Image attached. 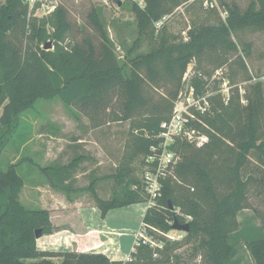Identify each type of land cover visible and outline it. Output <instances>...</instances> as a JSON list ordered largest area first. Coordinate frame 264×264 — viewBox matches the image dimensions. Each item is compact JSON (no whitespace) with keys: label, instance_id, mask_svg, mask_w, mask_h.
Listing matches in <instances>:
<instances>
[{"label":"trees","instance_id":"1","mask_svg":"<svg viewBox=\"0 0 264 264\" xmlns=\"http://www.w3.org/2000/svg\"><path fill=\"white\" fill-rule=\"evenodd\" d=\"M190 1L145 0L144 6L134 3L139 34L149 38L151 48L121 63L96 8L89 18L98 46L92 39L85 38L83 43L73 39V26L61 5L40 21L31 15L28 0H7L0 8V67L4 75L0 103L9 101L0 116V145L10 139L20 112L36 98L59 96L92 120L100 111L118 104L119 113L112 120L131 121L132 153L146 159L153 153L152 147L161 142V124L171 117L190 63L221 67L239 49L233 35L245 29L264 31V0L258 1L259 8L253 3L246 10L228 6L225 19L213 7L206 8L204 0H192L205 11L190 25L188 39L167 31L157 36L155 24L178 7L189 12ZM48 42L51 47L45 49ZM240 61L246 67L243 58ZM208 77L209 70L195 69L190 80L195 95L207 96ZM245 98L244 105L239 94H232L227 102L219 93L206 97L211 108L206 114L196 112L203 122L193 124L205 131L209 141L198 147L178 139L172 145L180 160L162 179L161 195L144 216L145 223L170 231V220L181 221L171 203L180 207L191 217L187 237L198 243L194 253L203 251L208 264H240L239 239L252 255L253 264H264V224L249 223L240 228L238 219L249 207L250 183L259 182L252 174H243L249 158L256 157L258 168L264 169V90L260 81L247 87ZM24 160L4 168L0 159V264H123V260H112L103 253L38 249L37 239L54 228L48 210L28 207L20 199L25 177L18 166ZM28 160L39 165L50 184L65 193L73 189L75 176L86 169L83 155L44 167L31 157ZM113 176L115 181H123V174ZM96 182L91 178L87 189L97 196L103 214L146 201L140 184L136 189L129 185L137 181L122 183L111 198L98 196ZM148 233L163 246L141 243L127 264H181V255L175 253L178 240H167L152 230Z\"/></svg>","mask_w":264,"mask_h":264},{"label":"rangeland","instance_id":"2","mask_svg":"<svg viewBox=\"0 0 264 264\" xmlns=\"http://www.w3.org/2000/svg\"><path fill=\"white\" fill-rule=\"evenodd\" d=\"M6 1L0 0V8L6 4ZM137 1L139 0H28L30 11L32 12L31 15L37 17L40 21L47 19L52 10L56 6L61 5L67 11L68 18L73 26V39L80 43H83L85 38L92 39L98 46L99 41L95 36L89 18L93 8H96L105 23L121 63L130 61V59L139 54L147 53L151 48L149 38L139 34L138 19L133 11L134 3L139 4ZM212 1L215 4L213 8L217 10L223 19L228 15L226 10L228 6L238 5L242 10H246L253 3L256 8H259V0ZM190 2H192V5L189 7V12L181 6L173 14L159 20L155 24L156 35L159 36L164 31H167L169 34L187 40L190 25L199 17L204 16V12L202 13L201 11H205L201 9L202 7L198 2L192 0ZM233 38L238 43L239 49L231 54V60L225 65L217 67L215 63L204 62L202 66L198 67L196 61L190 63L183 78L180 95L175 104H209L206 97L219 93L225 102L229 100L232 94L234 96L239 94L242 103L245 105L247 103L245 98L246 90L250 84L260 81L264 90V31L245 29L237 35H233ZM240 58H243L246 67L240 61ZM196 68H204L211 72V77H208L210 80L208 93L206 94L207 96L194 94V98L188 100V93L191 87L190 80ZM3 76L0 67V81ZM8 101L6 99L3 103H0V116L4 105ZM210 108L211 104L205 113L200 114H206ZM119 109L120 106L118 104L112 105L106 111L102 110L97 113L92 120L76 107L66 104L59 96L51 99L36 98L32 104L20 112L18 127L12 133L10 139L0 145V159L3 167L6 168L10 163L25 159L18 166V172L25 177L26 181L42 182L47 187L49 184L45 174L40 171L39 165L28 160L29 157L38 162L40 166H46L47 164H53L60 158L68 163L74 156L83 155L85 158L89 157L93 160L92 169H94V173L91 174L93 175L91 178H96L95 189L99 197L111 198L115 193V189L116 192L119 191L123 185L122 183L125 182L137 181L129 184L130 187L136 189L140 184L145 190V177L152 169V166L147 162V158L135 156L132 153L131 139L133 131L130 127L131 121L112 120L115 114L119 113ZM191 111L195 115H184L191 119V126L197 129L199 133H205V131L196 128L193 124L194 121H199L196 114L201 111H197L195 105L191 108ZM182 139L189 140L188 138ZM25 141L26 143H24ZM61 154L63 155L59 157ZM172 170L170 168L166 174H171ZM114 174H123V181L121 183L118 181L119 179L115 181ZM243 174L245 177L252 174L259 179V182H252L249 185V207L239 213L240 228L249 223L263 225L264 169L258 168L256 157L251 156L249 158ZM91 178L84 176L79 178V184L84 186L81 187L84 189H79V193H73L72 195L84 198L85 203L97 204V196L87 189ZM53 191L59 194L65 193L60 189H54ZM144 193L146 201H150V198H147V193ZM28 195L33 198V193ZM156 203L157 200H153L151 206ZM145 206L147 208V203L144 202L143 204L134 205L133 208L140 211ZM174 208L180 220H184L182 222L189 221L190 217L186 216L180 207L174 206ZM134 213L138 212L134 211ZM129 216L136 220L132 221L129 219V223H127L130 224L128 225L129 227H136L142 223L139 218L141 216L140 213H132ZM169 222L172 224L173 220ZM156 228L158 230H149L155 232L157 236H163L165 239L170 240L160 232L169 231L161 230L159 227ZM133 229L135 228H127L129 233L128 238H126L127 243L132 241ZM182 234L183 237L178 240L179 247L175 249V253L181 255V264H208L203 251H199L197 255L194 253V248L198 243L188 238L186 232H182ZM155 240L158 241V239ZM161 243L163 245V242ZM237 247L239 251L238 257H241L240 264H253L254 259L243 240L239 239Z\"/></svg>","mask_w":264,"mask_h":264},{"label":"crops","instance_id":"3","mask_svg":"<svg viewBox=\"0 0 264 264\" xmlns=\"http://www.w3.org/2000/svg\"><path fill=\"white\" fill-rule=\"evenodd\" d=\"M63 157L65 158V156ZM85 161L86 169L81 170L75 176L73 189L67 194L53 191L58 188L53 187L49 181H47L49 185L46 187L42 182L25 180L20 194L21 201L28 207L48 210L54 228L52 233L37 239V247L41 251L51 252L103 253L112 260L124 261L132 252L136 231L141 228L140 226L144 222L148 205L147 208L145 206L139 211L135 210L133 206L144 202L133 203L110 209L106 214H103L97 204L85 203L84 198L73 196V193H79V189L84 187L80 186L79 178L82 176L91 178V174L94 173L93 160L88 157ZM55 162L66 163L62 158ZM29 193H33V198L28 195ZM145 203L147 202L145 201ZM134 211L141 214L139 218L142 223L136 227H129L130 224H127L129 219L136 221L129 216L132 213L138 214ZM127 228H135L130 243L126 242V238L129 236ZM54 260L61 261L60 257H54Z\"/></svg>","mask_w":264,"mask_h":264},{"label":"built area","instance_id":"4","mask_svg":"<svg viewBox=\"0 0 264 264\" xmlns=\"http://www.w3.org/2000/svg\"><path fill=\"white\" fill-rule=\"evenodd\" d=\"M139 1H137L139 5H145V0ZM204 5L206 8H212L215 6L212 0H204ZM188 94V100L194 98L195 90L193 87H190ZM194 105L196 106L197 111L205 113L210 104H175L171 117L161 124V142L159 143V146L152 147L153 153L147 157V162L150 166L151 163H155V166L152 167L145 177V192L148 195L147 198H150V201H146L148 207L151 206L153 200H157L161 195L162 179L165 177L164 174H166L167 170L173 168L179 160V154L175 149L171 148L172 145H174L178 139L182 138H188V141L194 143L198 147L204 146L209 141L208 135L205 133H199L197 129L191 126V119L188 116H185L188 114L192 116L195 115L191 111V108ZM149 229L158 230L157 228L143 222L141 228L135 234L136 239L132 247V252L123 261V264H127L132 260V254L137 251V248L141 243L150 244L153 247L160 248L163 246L161 242L156 241L148 233ZM160 232L170 240H179L183 237L182 232L175 229H171L169 232ZM154 256L157 257L158 253L155 252Z\"/></svg>","mask_w":264,"mask_h":264},{"label":"water","instance_id":"5","mask_svg":"<svg viewBox=\"0 0 264 264\" xmlns=\"http://www.w3.org/2000/svg\"><path fill=\"white\" fill-rule=\"evenodd\" d=\"M50 47H51V43L50 42H48L44 46L45 49H49ZM170 203H171V201H170ZM171 208L172 209L174 208V206L172 205V203H171ZM171 228L172 229H175V230H178V231L186 232V233H188L190 231V229H191L189 222H181L177 218L172 223V227ZM37 236L38 237L40 236L39 231L37 232Z\"/></svg>","mask_w":264,"mask_h":264}]
</instances>
